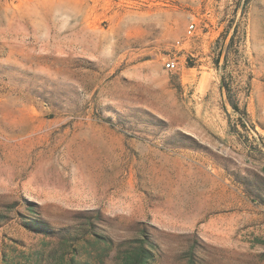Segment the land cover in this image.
<instances>
[{
    "label": "rangeland",
    "instance_id": "rangeland-1",
    "mask_svg": "<svg viewBox=\"0 0 264 264\" xmlns=\"http://www.w3.org/2000/svg\"><path fill=\"white\" fill-rule=\"evenodd\" d=\"M254 94L264 0H0V264H264Z\"/></svg>",
    "mask_w": 264,
    "mask_h": 264
},
{
    "label": "crops",
    "instance_id": "crops-1",
    "mask_svg": "<svg viewBox=\"0 0 264 264\" xmlns=\"http://www.w3.org/2000/svg\"><path fill=\"white\" fill-rule=\"evenodd\" d=\"M257 101H260L258 105H247L248 111L252 112L253 114V119H264L259 115L260 112L264 111V94H254L253 95ZM252 96V97H253ZM250 101L251 98L249 99ZM258 111V113H257ZM253 136H251V139L253 140V145L254 147L252 150H249V154L252 156V159H249V164L250 166L254 167H260V170L264 172V160H257L254 158H258V156L264 158V130H253L252 131ZM239 148H241V145H238ZM248 151V149H245ZM244 151V150H243ZM205 164L204 161L201 159L200 156V169L204 170ZM215 168V167H214ZM218 169H220L219 166H217Z\"/></svg>",
    "mask_w": 264,
    "mask_h": 264
},
{
    "label": "built area",
    "instance_id": "built-area-1",
    "mask_svg": "<svg viewBox=\"0 0 264 264\" xmlns=\"http://www.w3.org/2000/svg\"><path fill=\"white\" fill-rule=\"evenodd\" d=\"M196 31V25L194 23H190L187 27L186 34L187 36L193 35V33ZM163 67L165 70L170 72H175L180 69V64L177 59L175 58H168L164 61Z\"/></svg>",
    "mask_w": 264,
    "mask_h": 264
},
{
    "label": "trees",
    "instance_id": "trees-1",
    "mask_svg": "<svg viewBox=\"0 0 264 264\" xmlns=\"http://www.w3.org/2000/svg\"><path fill=\"white\" fill-rule=\"evenodd\" d=\"M127 259L128 263L126 264H144L146 262V256L141 248H139L136 253Z\"/></svg>",
    "mask_w": 264,
    "mask_h": 264
}]
</instances>
